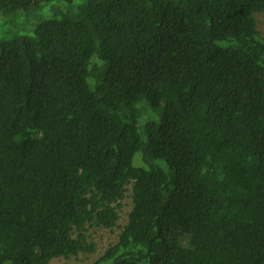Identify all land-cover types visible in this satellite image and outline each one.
<instances>
[{
  "label": "trees",
  "instance_id": "obj_1",
  "mask_svg": "<svg viewBox=\"0 0 264 264\" xmlns=\"http://www.w3.org/2000/svg\"><path fill=\"white\" fill-rule=\"evenodd\" d=\"M261 12L0 0V264H264Z\"/></svg>",
  "mask_w": 264,
  "mask_h": 264
},
{
  "label": "rangeland",
  "instance_id": "obj_2",
  "mask_svg": "<svg viewBox=\"0 0 264 264\" xmlns=\"http://www.w3.org/2000/svg\"><path fill=\"white\" fill-rule=\"evenodd\" d=\"M258 22V28L262 35L264 36V12L255 15ZM131 189V187H130ZM133 208L132 191L130 190L124 200V208L121 211V220L119 222V227L114 231L105 228H93L89 231V240L93 241L96 245V252L93 254H80L77 257L65 259L58 258L51 262V264H92L97 259H99L106 250L113 244L117 243L119 240V235L122 227L127 224L129 219V214Z\"/></svg>",
  "mask_w": 264,
  "mask_h": 264
}]
</instances>
